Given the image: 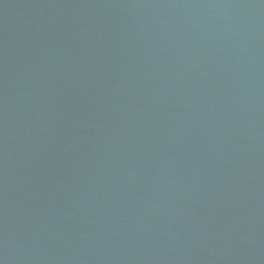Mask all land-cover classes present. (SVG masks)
Returning <instances> with one entry per match:
<instances>
[{
    "label": "water",
    "instance_id": "95a60500",
    "mask_svg": "<svg viewBox=\"0 0 264 264\" xmlns=\"http://www.w3.org/2000/svg\"><path fill=\"white\" fill-rule=\"evenodd\" d=\"M0 264H264V0H0Z\"/></svg>",
    "mask_w": 264,
    "mask_h": 264
}]
</instances>
